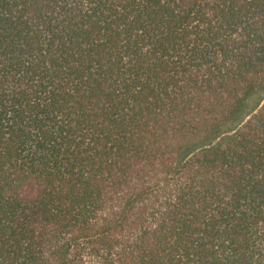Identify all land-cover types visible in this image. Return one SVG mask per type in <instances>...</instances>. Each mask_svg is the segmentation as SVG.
Masks as SVG:
<instances>
[{
	"label": "trees",
	"instance_id": "obj_1",
	"mask_svg": "<svg viewBox=\"0 0 264 264\" xmlns=\"http://www.w3.org/2000/svg\"><path fill=\"white\" fill-rule=\"evenodd\" d=\"M0 264H264V0H0Z\"/></svg>",
	"mask_w": 264,
	"mask_h": 264
}]
</instances>
